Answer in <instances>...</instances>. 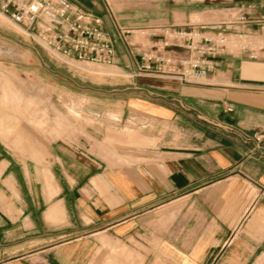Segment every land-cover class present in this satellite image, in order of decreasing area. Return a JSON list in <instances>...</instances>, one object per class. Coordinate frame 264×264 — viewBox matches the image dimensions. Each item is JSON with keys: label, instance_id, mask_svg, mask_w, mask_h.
<instances>
[{"label": "crops", "instance_id": "obj_1", "mask_svg": "<svg viewBox=\"0 0 264 264\" xmlns=\"http://www.w3.org/2000/svg\"><path fill=\"white\" fill-rule=\"evenodd\" d=\"M69 1L101 18L115 49L103 66L120 72L142 47L120 26L216 24L239 6L264 14V0ZM215 62L199 83L109 76L104 111L71 98L68 113L122 134L104 142L76 126L37 151L16 122L0 123L12 129L0 132V264H264V138L252 153L240 138L264 133V57Z\"/></svg>", "mask_w": 264, "mask_h": 264}, {"label": "built area", "instance_id": "obj_2", "mask_svg": "<svg viewBox=\"0 0 264 264\" xmlns=\"http://www.w3.org/2000/svg\"><path fill=\"white\" fill-rule=\"evenodd\" d=\"M0 12L29 38L66 62L100 65L114 62L115 49L101 18L69 0H0ZM117 31L128 46H142L130 75L154 74L183 83H199L215 69L219 54L264 57V14L249 13L242 6L216 24H157L118 27ZM132 34L134 38L129 39ZM139 37H145V43L140 44ZM240 138L250 144L252 153L264 133L254 131L240 134Z\"/></svg>", "mask_w": 264, "mask_h": 264}, {"label": "rangeland", "instance_id": "obj_3", "mask_svg": "<svg viewBox=\"0 0 264 264\" xmlns=\"http://www.w3.org/2000/svg\"><path fill=\"white\" fill-rule=\"evenodd\" d=\"M168 4L170 6L171 2H166V6ZM203 19L198 16L196 21ZM130 69L127 67L125 72H120L95 63L66 62L29 38L22 28L0 12V123L12 125L16 122L18 128L15 131L20 133L21 144H27L25 146L31 144L37 151H44L46 134L55 137L62 132H76V126L84 130L85 137L94 132L101 140L114 133L117 137L122 136L108 127L109 120L105 117L102 116L103 123L99 128L93 125L92 114L81 112L80 116H75L68 113L66 105L72 98L88 109L107 110L109 100L114 99L109 96L113 92L111 89L116 87L110 83L109 76H136L129 74ZM8 88H13L14 92ZM14 93L31 100L17 106L12 100ZM4 131L12 129H0L1 133Z\"/></svg>", "mask_w": 264, "mask_h": 264}, {"label": "bare ground", "instance_id": "obj_4", "mask_svg": "<svg viewBox=\"0 0 264 264\" xmlns=\"http://www.w3.org/2000/svg\"><path fill=\"white\" fill-rule=\"evenodd\" d=\"M3 76H5V75H3ZM2 81V80H1ZM8 81H9V79H8ZM4 82V81H3ZM6 83V82H5ZM4 83V84H5ZM1 84H3V83H1ZM3 84V85H4ZM12 84V83H11ZM10 85V84H9ZM7 86V85H6ZM12 86V85H11ZM16 88V87H15ZM8 90H12L13 91V88H8ZM14 92V91H13ZM25 92V91H24ZM37 97V96H36ZM12 100H14L16 103H19V102H23V101H25V102H27V101H29V100H31V99H29V98H25V97H23V96H20V94H18V93H14L13 95H12ZM27 104V103H26Z\"/></svg>", "mask_w": 264, "mask_h": 264}]
</instances>
